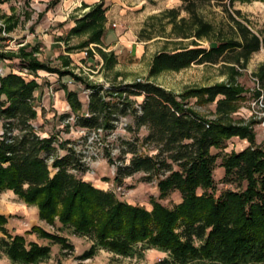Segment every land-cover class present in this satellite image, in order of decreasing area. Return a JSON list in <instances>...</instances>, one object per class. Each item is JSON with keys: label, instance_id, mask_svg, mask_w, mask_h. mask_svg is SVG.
I'll return each instance as SVG.
<instances>
[{"label": "trees", "instance_id": "trees-1", "mask_svg": "<svg viewBox=\"0 0 264 264\" xmlns=\"http://www.w3.org/2000/svg\"><path fill=\"white\" fill-rule=\"evenodd\" d=\"M5 1L0 0V5ZM252 1L264 4V0H180L177 8L166 12L172 24L181 12L188 16L187 23L178 19L182 23L176 27L178 37L205 40L209 46L158 52L152 58L149 74L220 62L244 68L264 45V35L248 28L233 3ZM209 4L220 8L227 19L226 36L214 34L210 24L198 16L197 10ZM104 12L100 0L75 21L69 35L88 33L75 48L99 44L104 33ZM12 19L6 20L10 21L6 32L15 24ZM25 49L22 46L15 52L0 53V60H18L30 74L43 71L84 86L79 76L50 68L33 57V49ZM68 64V59H62V67ZM252 77L256 84L252 90L219 84L179 95L149 82L108 89L85 85V113L76 93L62 87L74 114V126L111 132L120 118L128 117L130 122L125 128L129 132L143 130L142 138L126 143L139 145L142 151L132 147L127 164L116 167L112 182L120 185L123 179L141 172L144 181L156 179L158 199L174 191L180 196V202L169 208L150 199V209L146 210L119 201L112 192L100 190L76 175L85 172L81 155L67 142L54 145V135L39 137L31 126L37 83L8 70L0 77V193L9 191L25 206L34 207L37 218L54 229L48 232L31 227L27 233L36 238L67 251L72 245L57 232L87 238L90 245L77 257L79 261L92 258L99 250L140 259L145 250L154 249L165 255L157 264H264V148L255 144L247 125L206 120L185 103L197 97L201 104L214 103L215 113L226 117L244 94L264 101V63ZM134 98H141L140 103L134 105ZM232 138L245 140L247 146L239 152L223 153ZM148 147L154 151L152 154ZM57 150L64 154L54 155ZM106 158L113 163L107 151ZM216 159L223 171L220 182L233 185V189L217 192L212 178ZM6 223L7 217L0 214V250L9 264H38L49 257V246H26L22 236L6 232Z\"/></svg>", "mask_w": 264, "mask_h": 264}, {"label": "rangeland", "instance_id": "rangeland-1", "mask_svg": "<svg viewBox=\"0 0 264 264\" xmlns=\"http://www.w3.org/2000/svg\"><path fill=\"white\" fill-rule=\"evenodd\" d=\"M42 1H45V5L51 2H60V0ZM101 1L103 8L105 1L109 5L115 3V0ZM119 3L117 7H112L116 13L114 20L109 22L108 25L104 21L102 25V27H105V32L99 44H88L84 48L71 49L72 51L68 53L71 55L69 57L71 60L66 56L70 63L67 68L61 66L62 60L60 61L58 58L60 64H57L55 54L52 52L41 56L42 58L38 55H33V57L50 68L57 67L62 71L72 72L82 78L84 86L97 85L103 89L119 87L138 81L153 83L174 95L182 94L190 89L219 84L239 85L245 91L256 87L252 75L258 66L264 63V45L250 57L242 69L220 62L215 65L191 64L179 71H161L155 75H150V64L156 53L161 51L171 52L192 46L207 48L209 44L205 40H196L192 37L187 39L178 37L176 27L181 23V20L178 19H184L187 23L189 22L188 16L181 12L174 22L176 26H173L174 24L169 20L166 12L177 8L180 5V0H119ZM6 4H10L14 10L20 24L18 32L25 29L28 32L21 34L18 38L10 39L11 41L8 42V38L0 35V53L15 52L21 45L26 48L25 52H29L32 45L28 43V41H32V39H29L31 37H29V34L34 31V26L37 24H39L38 29H40V32L38 35L40 37L42 35L53 37L50 31L60 28L59 23H53L52 26L46 25L43 16L38 17L42 14V2L12 0L6 2ZM28 4L32 5L33 9ZM233 9L240 12L252 32L264 35L263 3L252 1L239 4L236 2L233 3ZM197 14L204 22L210 24L214 34L227 35L229 28L227 19L216 5L202 6L197 10ZM0 23L4 25L1 19ZM26 24L27 26H24ZM81 36L83 40L77 39L71 44L78 45L80 41H85L88 33L81 34ZM40 40L43 41L42 38ZM32 47L38 48V45L34 44ZM0 64L4 68V72L9 70L25 80L33 79L37 83L38 89L33 92L32 99L35 119L31 121V126L39 137L44 138L54 135L57 138L54 145L67 142L68 146L73 147L81 155L85 172L81 175L72 172L74 175L76 174L82 180L89 182L100 190L112 192L119 201L141 206L146 210L150 209V199L168 208L180 202V196L176 191L171 192L163 199H158L155 187L156 179L151 178L144 181V175L141 172L123 179L120 185H115L112 182L116 167L120 163L127 164L132 147L136 148L138 152L142 151L139 145L126 144L134 143L136 138L140 139L144 134L142 129L132 133L125 128V125L130 122L128 117L120 118L115 123V129L111 132L101 130L95 132L78 128L73 124L74 114L65 101L62 87L65 86L69 91L76 93L82 105V112L85 113L88 92L83 84L75 83L68 77L58 79L55 74L41 71L30 74L23 68L22 62L18 60H8L6 62L0 60ZM233 71L236 74H233ZM244 95V99L237 101L234 110L226 117H219L215 113L214 103L201 104L197 97L189 98L185 103L187 107L206 120L223 119V123L236 126L247 125L253 132L255 144L264 148V101L261 98H251L249 94ZM133 101L134 105H137L140 103L141 98H134ZM137 144H139V141H137ZM246 146L247 142L245 140L232 138L226 142L223 153L239 152ZM106 151L109 153L112 164L107 161ZM147 151L149 154L154 152L150 147ZM211 152L216 153L217 151L211 150ZM63 154L64 152L57 150L54 155L61 156ZM219 163V159H216L212 171V178L217 192L233 189V185H225L220 182L223 171L219 167ZM0 214L7 217L5 230L9 235L22 236L26 246L29 243L49 246V257L38 264H157L165 257L163 253L154 249L145 250L140 259L122 258L99 250L92 258L79 261L77 257L89 247L90 241L85 237L57 232L72 245V250L67 251L60 250L57 245H51L45 240L27 233L33 226L41 227L48 232H54V229L37 218L34 207L25 206L9 191L0 193ZM1 237L2 234L0 233ZM0 264H9L1 250Z\"/></svg>", "mask_w": 264, "mask_h": 264}, {"label": "crops", "instance_id": "crops-1", "mask_svg": "<svg viewBox=\"0 0 264 264\" xmlns=\"http://www.w3.org/2000/svg\"><path fill=\"white\" fill-rule=\"evenodd\" d=\"M12 0H7L3 2L0 5V19L4 22V34L5 38L8 41H11L10 39H15L21 36V34L28 32V30L19 31L20 24L17 21V17L14 14V10L12 9L10 4H6V2H9ZM35 3L42 2L41 4L43 7L41 9L42 14L38 15V17L43 16V19L45 20L46 25H51L53 23H59L60 28L52 29L50 31L51 35L53 37H50L48 35H42L40 37L38 33L40 32L38 29V25L34 26V31L29 34V39L32 41H28L30 43L31 47L30 49H33V55H38L39 57L48 55L50 52H52L57 60V64H60V61L62 59H67L66 56L69 58L71 55L68 54L69 51H72L71 49L75 48L77 45H74L71 42L76 41L77 39L83 40L81 34L80 35H69V30L72 29L75 25V21L78 20L82 15L88 12L89 8L93 7L95 4H97L100 0H60L58 3H48L45 5V1L42 0H33ZM104 1V0H103ZM120 4L119 0H115V3L113 5L107 4L105 1L104 3V17H105V23L108 25L109 22H112L115 18V10L112 8L113 6L117 7V5ZM19 5V4H18ZM28 6L33 9L32 5L28 4ZM10 18H13L11 22H15L14 26L11 30L7 31L5 30L6 24L10 23L6 22V20H9ZM24 26H27L24 25ZM105 27H103V30L105 32ZM42 38L43 41L40 39ZM85 38V36H84ZM3 40V39H1ZM81 43V41H80ZM78 43V44H80ZM35 45H38V48L32 47ZM77 44V43H76ZM24 45H21L22 47ZM52 48V49H51ZM70 49V50H68ZM1 51V50H0ZM42 52V54H41ZM64 55V56H62ZM78 55V54H76ZM36 57V56H35ZM37 58V57H36ZM42 58V57H41ZM60 61H58V59ZM70 59V58H69ZM38 62L39 60L36 59ZM71 60V59H70ZM1 61H8V60H1ZM45 62V61H44ZM41 63V62H40ZM44 64V63H43ZM70 64V63H69ZM53 68V67H52ZM9 69V68H8ZM11 70V69H10ZM43 72V71H41Z\"/></svg>", "mask_w": 264, "mask_h": 264}, {"label": "built area", "instance_id": "built-area-1", "mask_svg": "<svg viewBox=\"0 0 264 264\" xmlns=\"http://www.w3.org/2000/svg\"><path fill=\"white\" fill-rule=\"evenodd\" d=\"M4 25H2L1 23H0V35L2 36V37H5V34H4ZM85 54V53H84ZM3 73H4V68H2V65L0 64V77L3 75Z\"/></svg>", "mask_w": 264, "mask_h": 264}]
</instances>
